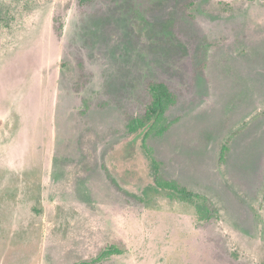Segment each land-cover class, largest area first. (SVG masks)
<instances>
[{"label":"rangeland","instance_id":"rangeland-1","mask_svg":"<svg viewBox=\"0 0 264 264\" xmlns=\"http://www.w3.org/2000/svg\"><path fill=\"white\" fill-rule=\"evenodd\" d=\"M0 264H264V0H0Z\"/></svg>","mask_w":264,"mask_h":264},{"label":"trees","instance_id":"trees-1","mask_svg":"<svg viewBox=\"0 0 264 264\" xmlns=\"http://www.w3.org/2000/svg\"><path fill=\"white\" fill-rule=\"evenodd\" d=\"M145 96L148 104L144 108L143 116L136 119L133 127L127 135V138L122 141V144L117 151L121 153L123 157L126 156L124 152L133 147L136 138L141 136V134H145L158 121L159 117L162 116L164 111L168 108V100H174L173 92L170 90L168 85L162 81L149 82L145 88ZM125 147L126 149H124ZM125 158H129V156ZM159 186L161 188H167L175 194H179L187 198L191 196L190 192L180 190L173 184H160ZM113 250L114 249L112 248H106L104 249V253H110L113 252Z\"/></svg>","mask_w":264,"mask_h":264}]
</instances>
